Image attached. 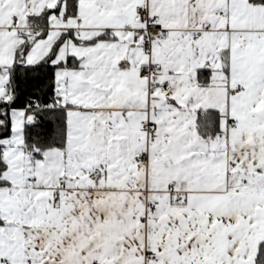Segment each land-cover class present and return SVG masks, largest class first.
Here are the masks:
<instances>
[{"label": "snow or ice", "instance_id": "6c2138e0", "mask_svg": "<svg viewBox=\"0 0 264 264\" xmlns=\"http://www.w3.org/2000/svg\"><path fill=\"white\" fill-rule=\"evenodd\" d=\"M0 264H264V0H0Z\"/></svg>", "mask_w": 264, "mask_h": 264}]
</instances>
